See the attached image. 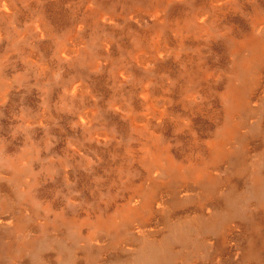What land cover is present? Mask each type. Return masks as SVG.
<instances>
[{"label": "rangeland", "instance_id": "obj_1", "mask_svg": "<svg viewBox=\"0 0 264 264\" xmlns=\"http://www.w3.org/2000/svg\"><path fill=\"white\" fill-rule=\"evenodd\" d=\"M0 264H264V0H0Z\"/></svg>", "mask_w": 264, "mask_h": 264}]
</instances>
